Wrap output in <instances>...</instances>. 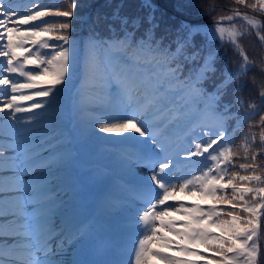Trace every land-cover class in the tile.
<instances>
[{"label":"snow or ice","instance_id":"1","mask_svg":"<svg viewBox=\"0 0 264 264\" xmlns=\"http://www.w3.org/2000/svg\"><path fill=\"white\" fill-rule=\"evenodd\" d=\"M79 7L0 0V264H264V59L242 43L254 34L264 47V0L208 7L213 24L181 22L168 43L152 0L137 15L118 6L107 36H73ZM225 45L236 67L208 92ZM256 69L259 99L245 103ZM60 111L121 138L134 190L114 259L84 258L101 255L84 248L91 226L57 222L52 170L71 154L40 128Z\"/></svg>","mask_w":264,"mask_h":264},{"label":"trees","instance_id":"2","mask_svg":"<svg viewBox=\"0 0 264 264\" xmlns=\"http://www.w3.org/2000/svg\"><path fill=\"white\" fill-rule=\"evenodd\" d=\"M44 2H51V0H44ZM78 2L80 7L76 10L77 19L73 22V36L75 38L86 37L92 29L107 36L109 34L107 25L111 21L106 20L105 17H110L118 6H122V14H142L139 8L141 0H78ZM152 2L156 6L157 18L160 21V28L157 30L156 35L158 38L163 36L165 43H168L176 39V30L181 22L200 25L213 24V17L200 15V13L206 12L208 7L214 5H228L230 0H152ZM185 2L193 6L188 8L178 7V5ZM59 3L66 5L67 0H59ZM197 5L199 6L197 7ZM222 14L224 13H217V15ZM242 43L249 57L254 59L257 64H259L261 59H264V47L261 46L254 34L243 39ZM217 44H219V41H217ZM218 57L216 61L217 72L204 85L208 92L212 91L214 83L219 82L221 72L225 66L231 71L236 67V60H238V57L235 56L229 45L219 48ZM191 67H193V64L189 63L186 66V71ZM261 80V74L256 69L252 73H249L248 77L242 81L245 87L239 95L245 103L250 100L259 99L258 93L260 91ZM235 98L231 90H229L221 103H232ZM66 103H70V101H66ZM199 106L203 107V104L201 103ZM237 111H239V106L233 104L231 112ZM234 124V120L229 121L230 128ZM66 126L67 128H65ZM49 129L52 131L50 132ZM247 131L248 125L245 123L242 129L235 135V143L237 145L240 144L243 133ZM40 132H48L50 136L59 137L63 142L62 146L71 154L70 158L61 166L53 169L57 172V178L60 181L69 177L74 166L79 163L81 170H83V175L85 174V178L91 175L98 176L99 184L95 186L98 188V192H95V195L108 194L111 196L118 192L122 184L119 175L124 176L126 173L118 172L120 166H123L121 162V146L118 145V142L112 136L99 133L90 125L81 124L79 118L75 116L69 122L67 114L63 111L54 114L49 122L41 126ZM71 139L76 141L74 148L70 145ZM103 163L106 164L103 165ZM105 172L110 175H107ZM124 180V182H127L129 178ZM71 185L72 181L67 182L66 188L71 187ZM81 197L83 200L86 195H82ZM84 208L89 209V205L85 204ZM197 250L202 251V249Z\"/></svg>","mask_w":264,"mask_h":264},{"label":"rangeland","instance_id":"3","mask_svg":"<svg viewBox=\"0 0 264 264\" xmlns=\"http://www.w3.org/2000/svg\"><path fill=\"white\" fill-rule=\"evenodd\" d=\"M112 137L116 142H118V145L122 147L121 138L117 136ZM71 146L74 147L72 144ZM104 164L106 163H103V165ZM54 172L55 171L52 170V174H54ZM82 172L83 170H81L80 168V171L78 172V175L80 177V184L77 183L76 179L73 180L72 176L67 177L64 181H60V179H53V187L55 188L59 198L63 201L61 209L57 213V222H66L67 225L72 226L83 218L90 219L91 235L89 239L84 243V248L86 250L89 248H98L101 250V255L89 256L85 254L86 258L114 259L115 257H112L109 254H111L112 252L115 253L116 245L118 244L120 239L125 209L127 208L128 202L133 195L134 185L132 182V176L126 169H124L123 166H120L118 172L126 174L124 176H119L124 179L129 177L130 181L126 182L125 184L123 183V188L121 189V192L119 191V195H115V198L111 199L108 196L102 197V195L101 197H99V195H94L93 197L92 194L98 192V188L95 186L99 184V178L97 175H91L85 178V174L83 175ZM133 172L137 176H144L148 174V170L145 168H136L133 170ZM105 173L107 175H110L107 172ZM73 176L74 178L77 176V171H75ZM66 180H72L73 185L81 190L80 196L86 195V197L84 198V202L85 204L89 205V210L86 208L88 212L83 208L85 206V204H83V200L81 201L82 204H79L78 197L66 198L67 195H69V190L65 191L62 188V184H64ZM77 194H79V191H77ZM99 200L104 201V214L101 213V208L98 205ZM91 214H94L95 218ZM105 217H107L108 220H106ZM154 264H157V262H154Z\"/></svg>","mask_w":264,"mask_h":264}]
</instances>
